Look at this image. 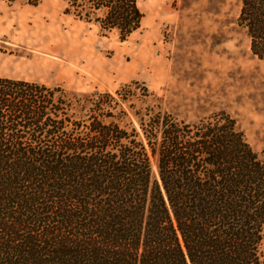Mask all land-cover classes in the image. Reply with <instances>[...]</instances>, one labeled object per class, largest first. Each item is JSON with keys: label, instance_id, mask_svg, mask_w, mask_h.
Here are the masks:
<instances>
[{"label": "trees", "instance_id": "1", "mask_svg": "<svg viewBox=\"0 0 264 264\" xmlns=\"http://www.w3.org/2000/svg\"><path fill=\"white\" fill-rule=\"evenodd\" d=\"M65 2L66 15L122 42L144 18L137 0ZM244 3L264 61V0ZM149 96L138 84L81 94L0 78V264H139L157 157L190 264H215L207 250L219 246L221 264H260L264 162L230 122L182 144L188 128L131 104Z\"/></svg>", "mask_w": 264, "mask_h": 264}, {"label": "rangeland", "instance_id": "2", "mask_svg": "<svg viewBox=\"0 0 264 264\" xmlns=\"http://www.w3.org/2000/svg\"><path fill=\"white\" fill-rule=\"evenodd\" d=\"M137 5L144 15L141 27L122 42L116 33L102 35L66 15L65 0H0V78L81 94L114 95L138 84L150 96L131 104L136 110L159 106L170 121L188 128L182 144L194 143L205 124L230 122L249 159L264 162V61L252 51L244 0H137ZM160 164L159 157L152 160L139 264H190ZM219 248L207 250L212 263L222 262ZM258 249L264 264V227Z\"/></svg>", "mask_w": 264, "mask_h": 264}]
</instances>
